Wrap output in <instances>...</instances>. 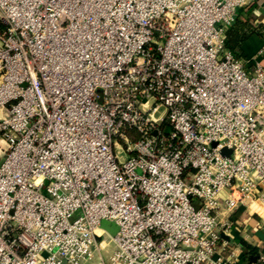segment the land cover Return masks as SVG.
I'll return each mask as SVG.
<instances>
[{
  "label": "built area",
  "instance_id": "obj_1",
  "mask_svg": "<svg viewBox=\"0 0 264 264\" xmlns=\"http://www.w3.org/2000/svg\"><path fill=\"white\" fill-rule=\"evenodd\" d=\"M252 1L0 0V264L105 239V264H224L228 215L264 207V64L225 47Z\"/></svg>",
  "mask_w": 264,
  "mask_h": 264
},
{
  "label": "crops",
  "instance_id": "obj_2",
  "mask_svg": "<svg viewBox=\"0 0 264 264\" xmlns=\"http://www.w3.org/2000/svg\"><path fill=\"white\" fill-rule=\"evenodd\" d=\"M237 18L246 21L252 30L240 43L237 57L242 59L247 69L251 68L254 58L264 64V0H253L240 8ZM261 207L263 211L237 210L228 215L230 228L226 233L221 234L218 242L221 255L225 260L224 264H247L260 254L264 256V207ZM111 225H114L116 230L113 221L103 219L100 221L99 230L112 235L106 229ZM242 241L246 242L249 248L243 246ZM105 260V255L96 250L93 259L83 264H105Z\"/></svg>",
  "mask_w": 264,
  "mask_h": 264
},
{
  "label": "trees",
  "instance_id": "obj_3",
  "mask_svg": "<svg viewBox=\"0 0 264 264\" xmlns=\"http://www.w3.org/2000/svg\"><path fill=\"white\" fill-rule=\"evenodd\" d=\"M252 30L246 21L236 19L235 24L227 28L225 33V47L237 57L239 54L240 43ZM243 246L249 248L246 242H241ZM252 250V249H251Z\"/></svg>",
  "mask_w": 264,
  "mask_h": 264
},
{
  "label": "rangeland",
  "instance_id": "obj_4",
  "mask_svg": "<svg viewBox=\"0 0 264 264\" xmlns=\"http://www.w3.org/2000/svg\"><path fill=\"white\" fill-rule=\"evenodd\" d=\"M253 205H254V204H253ZM255 205H256V204H255ZM255 205H254V206H255ZM255 207H257L256 210L263 211V208H262L261 206L258 207V205H256ZM110 249H111V243L108 241V239H105V241L101 244V247H99L98 252H99L100 254L105 255V259L107 260V257H108V255H109ZM94 253H96V250L94 251ZM106 260H105V261H106Z\"/></svg>",
  "mask_w": 264,
  "mask_h": 264
},
{
  "label": "water",
  "instance_id": "obj_5",
  "mask_svg": "<svg viewBox=\"0 0 264 264\" xmlns=\"http://www.w3.org/2000/svg\"><path fill=\"white\" fill-rule=\"evenodd\" d=\"M222 152H224V153H228L225 149H223ZM106 229H107L112 235H113V234L115 233V231H116L114 225H111V226H109V227H106ZM253 260H255V258H254Z\"/></svg>",
  "mask_w": 264,
  "mask_h": 264
}]
</instances>
